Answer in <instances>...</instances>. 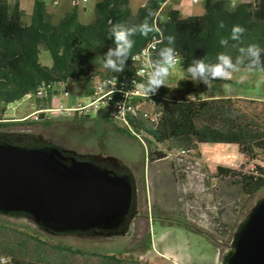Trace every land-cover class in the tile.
<instances>
[{
    "label": "trees",
    "instance_id": "16d2710c",
    "mask_svg": "<svg viewBox=\"0 0 264 264\" xmlns=\"http://www.w3.org/2000/svg\"><path fill=\"white\" fill-rule=\"evenodd\" d=\"M162 1L147 0L132 14L128 0H94L92 19L82 23L78 20L76 6L66 10L57 22H52L47 16L45 1L35 0L30 21L25 22L19 0H0V103L7 104L25 97L27 93L34 92L41 82L51 85L59 82L82 84L84 91L91 95L97 79L109 74L134 72L132 57L146 43L158 40L153 56L155 60L158 50L168 43L163 38L174 36V48L179 57L178 64L185 71L184 78L172 87H160L152 97V104L161 111L158 123L142 118L130 121L133 130L149 144L148 159L164 158L166 153L159 149L162 145L168 149L178 145L192 149L200 143L235 144L244 157L256 159L264 152V120L242 111L238 105L242 98H207L208 88L190 80L186 69L193 59L203 58L208 63H215L220 53L230 55L235 62L240 55L238 49L251 44L264 49V0L236 4L230 0H204L202 15L182 17L178 11L171 10L168 18L161 21L157 12ZM149 11L153 13L149 23H155L160 31L149 33L147 37L139 34L132 37L135 45L123 72L105 69L102 57L109 47H115L113 39H109L111 26L141 24ZM221 21L223 28L219 27ZM234 25L245 29L241 40L229 39L227 47L221 46L220 40L230 37ZM40 46L49 51L52 59L50 66L40 62ZM261 61H264V52H261ZM247 64L245 57L241 68ZM54 94V89L46 90L42 98L45 105H50ZM189 95H194V98L187 99ZM4 110L5 107L1 112ZM103 116L108 119L105 110ZM10 122L27 121L15 118L3 120L0 117V129ZM113 125L117 131L136 137L130 130ZM214 177L238 184L243 194L251 196L264 187V166L255 164L252 169L243 170L217 164ZM158 218L168 224H180L215 241L187 221ZM29 243L32 244L31 254H28ZM45 244L46 240L38 236L0 224V258H6V264H53L46 255ZM57 247L71 253L98 256L106 264H144L115 254L69 245L59 244ZM0 264L4 262L0 260Z\"/></svg>",
    "mask_w": 264,
    "mask_h": 264
},
{
    "label": "rangeland",
    "instance_id": "374dc122",
    "mask_svg": "<svg viewBox=\"0 0 264 264\" xmlns=\"http://www.w3.org/2000/svg\"><path fill=\"white\" fill-rule=\"evenodd\" d=\"M27 1L24 0V4ZM83 4L86 10L81 20L86 22L93 17V2L92 0H81L80 5ZM46 5L51 7L48 3ZM28 18L27 15L22 17L25 22H28ZM39 60L47 66L52 63L49 51L43 46H40ZM263 73V71L246 75L243 72L234 73L231 81H214L213 86L208 88L207 94L228 97L257 96L264 99ZM184 76V69L177 64L166 82L176 83ZM241 76L245 78L241 79ZM65 88L69 91L68 95L64 94ZM84 88V85L73 82L55 83L53 98L68 107L78 103H87L93 98L84 93ZM40 104L45 105L44 99L25 96L7 104L0 103V114L1 108L5 107L4 116L21 117ZM238 105L248 115L264 120V100L242 98L238 101ZM104 110L100 107L88 116L65 114L51 118H44L45 113L39 112L40 119L37 121L10 122L2 130L34 132L44 135L63 147L81 153L100 152L103 155H114L120 158L130 167L137 183V207L141 215L134 219L135 225L132 233L110 237L78 234L49 235L28 218L8 214H0V224L15 227L29 235L46 240L45 252L53 264H106L98 256L61 250L57 247L59 244L99 253L115 254L128 261L138 260L144 264H152L149 260L150 254L146 253L151 234L162 233L167 238L177 235L175 228L164 229L163 225H157L156 222L153 228L152 220L150 229L149 220L156 217L187 221L202 229L220 244L222 254L230 244V236L237 224L254 202L264 195V187L251 196L245 195L238 184L214 177L216 165L221 164L243 170L252 169L255 164L264 166V152L260 153L256 159H250L239 153L235 144L234 150L230 151L229 146H223L227 145L225 143H215L216 146L212 143H200L196 148H192L191 156L183 159L181 166H175V163L166 157L150 161L147 156L149 148L147 141L144 138L140 140L117 131L113 123L103 116ZM155 111L157 109L152 102H147L146 112ZM159 149L166 153L168 147L162 145ZM209 153L215 156L211 158ZM195 159L198 163H195ZM148 176L149 184L158 187L156 191H150L151 204L145 181ZM212 183L210 190H206V187ZM213 206L219 209L221 228L216 226L212 218ZM199 234L195 232L194 239H198ZM29 246L28 254H31L32 244L29 243ZM159 261L161 264H169L164 257H160Z\"/></svg>",
    "mask_w": 264,
    "mask_h": 264
},
{
    "label": "water",
    "instance_id": "95a60500",
    "mask_svg": "<svg viewBox=\"0 0 264 264\" xmlns=\"http://www.w3.org/2000/svg\"><path fill=\"white\" fill-rule=\"evenodd\" d=\"M134 173L120 158L81 153L42 134L0 130V214L49 235H129L138 214ZM220 264H264V195L234 229Z\"/></svg>",
    "mask_w": 264,
    "mask_h": 264
},
{
    "label": "clouds",
    "instance_id": "9594fccd",
    "mask_svg": "<svg viewBox=\"0 0 264 264\" xmlns=\"http://www.w3.org/2000/svg\"><path fill=\"white\" fill-rule=\"evenodd\" d=\"M151 16H153V13L149 11L148 16H146L141 24L131 27L122 24H114L111 26L109 29V39H113L115 47H109L102 57L101 62L105 69L117 73L123 72L126 61L131 56V51L135 45L132 37L137 34L147 37L149 33L160 31L155 23H149V17ZM219 27H224L222 21L219 23ZM244 32L245 29L242 26L234 25L230 37L222 38L219 43L221 46L227 47L229 39L240 41ZM163 39H166L168 43L158 50L157 59H151V49L144 50L149 71L146 82L139 84V89L146 96L156 94L157 90L162 86L167 87L166 81L171 71L178 64V55L174 48L175 37L168 36ZM238 51L240 55L237 56L235 62L230 55L225 53L218 54L215 63H208L203 58L193 59L192 63L186 69L188 75L191 77L190 80L194 83H202L206 88H211L214 81L231 79L234 73L243 72L246 75L256 71H264V61H261V52H264V49H261L258 45L251 44L247 47H240ZM245 57H247L248 64L242 69L241 65H244ZM244 78L245 76H241V79ZM109 83L112 84L110 92L113 95L117 90L115 82ZM135 83L136 81H133V84ZM0 260H4V264H6V258H0Z\"/></svg>",
    "mask_w": 264,
    "mask_h": 264
},
{
    "label": "built area",
    "instance_id": "2783aa9c",
    "mask_svg": "<svg viewBox=\"0 0 264 264\" xmlns=\"http://www.w3.org/2000/svg\"><path fill=\"white\" fill-rule=\"evenodd\" d=\"M50 2L52 5L57 4L58 0H45ZM194 2L199 0H193ZM156 44H148L144 45L145 49L152 50L151 59H153L154 51L157 48ZM136 54V52H135ZM137 63L135 64L134 70V79H127L126 74H109L101 79H97L93 84V93L91 94L92 100L87 103H78L74 106H65L64 104L57 102L55 104H50L41 109L35 110L27 115L15 118V120L19 121H37L40 119L39 112L45 113L44 118H51L53 116H63L65 114L69 115H85L89 114L93 111L99 110L100 107L105 109L106 115L109 120L112 121L115 125L121 128H125L131 131L132 134L136 135L137 138L143 140L140 133H136L133 130L130 121L142 118L148 121H152L158 123L161 117V111L157 108L155 112H146V104L147 102H154L153 96L144 95L140 89L139 84L145 83L147 80V73L149 68L147 67V58L144 55H136ZM179 61V57H178ZM140 73V74H137ZM133 81H136L133 84ZM109 82H115L116 91L113 95H111L110 89L112 84ZM59 83H67V82H59ZM54 84L41 82L34 92L27 93L26 97H35L42 99L48 88L53 89ZM175 83L166 82V86L172 87ZM64 94L68 95L69 91L67 88L64 89ZM187 99L194 98V95H189L186 97ZM119 105H121L119 107ZM192 149L186 147H172L167 150L166 158L170 159L175 163V166H181V162L185 158H189L192 154ZM195 163H198V160L195 159ZM206 187V190H210L211 186ZM217 206H213V216L212 218L215 220V224L217 227L221 228V223L219 221V211ZM4 262V260H2Z\"/></svg>",
    "mask_w": 264,
    "mask_h": 264
},
{
    "label": "crops",
    "instance_id": "0c3cea01",
    "mask_svg": "<svg viewBox=\"0 0 264 264\" xmlns=\"http://www.w3.org/2000/svg\"><path fill=\"white\" fill-rule=\"evenodd\" d=\"M8 1L13 2L14 0H8ZM34 1L35 0H28L27 3L24 4V0H19V6L23 10L24 15L29 16L28 22L30 21V15L33 10ZM82 1H87V0H82ZM230 1L233 4H236L239 2H246L252 0H230ZM80 2L81 0H58L57 4L52 5L50 2L45 1V5L46 3H48L51 6L48 7L46 5L47 16L52 22H57L62 17L63 13L66 10L70 9L73 6H76L78 11V20L82 23H88L90 20H86V22L81 20V16H83L84 10H86V6L84 4L80 5ZM92 2L94 5V0H92ZM146 2L147 0H128V6L131 13L135 14L138 8L144 5ZM171 10L178 11L182 17L202 15L205 11L204 0H199L196 2H194L193 0H163L160 3L157 12V16L159 20L161 21L166 20ZM262 79L264 80V73ZM231 80L232 78L228 79L227 81H231ZM84 93L87 94L85 91ZM206 97L209 98V97H228V96H219L217 94H206ZM230 97L264 100L257 96H246V97L230 96ZM57 102L59 101L55 100L52 97L50 104L52 103L55 104ZM45 106L48 105L40 104L36 107H33L29 113L41 109ZM4 112H1L0 117H3V120H7L8 117L4 116ZM214 146H216V144ZM223 146H229L230 151H233L234 150L233 148H235L234 144H227ZM214 156L215 154L209 153V157L212 158ZM145 181H146L147 194L150 196V191H156L158 187L149 184V176L146 177ZM148 195H147V200L149 203ZM151 203L152 201L150 196V204ZM151 220H152L153 228H155L154 224L156 222L157 225H161V226L163 225L164 229H166L167 227H172L175 228V230L177 231V235L173 236L172 238H167L162 233L154 232L153 235L151 234V239L146 248V253L150 254L149 260L152 264H161V262L159 261L160 257H164L165 261L169 264H220L221 248L218 242L213 241L211 238L207 237L204 234L202 235L199 234L198 239H194L193 234L195 232L193 233V231H189L184 226L177 223L168 224L166 222H163L158 217L151 218L149 220L150 229L152 227Z\"/></svg>",
    "mask_w": 264,
    "mask_h": 264
},
{
    "label": "bare ground",
    "instance_id": "6f19581e",
    "mask_svg": "<svg viewBox=\"0 0 264 264\" xmlns=\"http://www.w3.org/2000/svg\"><path fill=\"white\" fill-rule=\"evenodd\" d=\"M148 44H156V40L149 42ZM136 55H144V46L141 47L136 54L134 53L133 57H132V63L134 65L135 68V64L137 63V56ZM127 79H134V72L132 73H127L126 74Z\"/></svg>",
    "mask_w": 264,
    "mask_h": 264
},
{
    "label": "flooded vegetation",
    "instance_id": "af4514ba",
    "mask_svg": "<svg viewBox=\"0 0 264 264\" xmlns=\"http://www.w3.org/2000/svg\"><path fill=\"white\" fill-rule=\"evenodd\" d=\"M0 130H1V129H0ZM4 131L7 132V133L15 132V131H8V130H4ZM17 132H28V131H17ZM136 185H137V183H136ZM140 215H141V213L138 212V214L133 218L132 222L130 223V229H131L132 231L134 230V225H135V221H134V219H135V218H138ZM132 231H131V233H132Z\"/></svg>",
    "mask_w": 264,
    "mask_h": 264
}]
</instances>
